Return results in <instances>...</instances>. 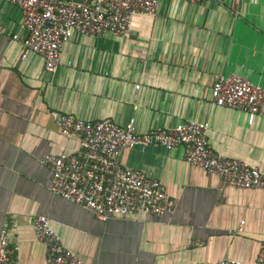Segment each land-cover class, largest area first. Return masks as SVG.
<instances>
[{
  "label": "crops",
  "instance_id": "obj_1",
  "mask_svg": "<svg viewBox=\"0 0 264 264\" xmlns=\"http://www.w3.org/2000/svg\"><path fill=\"white\" fill-rule=\"evenodd\" d=\"M0 20L15 35L23 13L3 0ZM23 53L12 36L0 37V236L8 230L14 264H47L32 225L37 216L49 218L85 264H253L264 243V191L192 166L184 147L125 151L122 165L162 182L175 207L107 222L54 195L43 159L81 148L59 129L60 113L122 127L135 120L139 135L208 122L214 152L264 168V118L251 125L248 114L212 100L219 74L264 88V0H160L158 13L134 18L123 37L76 34L54 74L42 56Z\"/></svg>",
  "mask_w": 264,
  "mask_h": 264
},
{
  "label": "built area",
  "instance_id": "obj_2",
  "mask_svg": "<svg viewBox=\"0 0 264 264\" xmlns=\"http://www.w3.org/2000/svg\"><path fill=\"white\" fill-rule=\"evenodd\" d=\"M8 1L20 8L23 22L20 33L12 35L0 20V37L10 35L20 42L24 48L23 59L31 54L42 56L46 71L51 74L59 69L64 46L76 34L89 39H99L106 34L123 37L132 28L134 18L155 16L160 7V0ZM181 1L200 3L203 0ZM212 100L217 107L248 114L251 125L257 117L264 118V88L241 76L216 75ZM54 117L65 136L81 140V148L74 154L48 155L43 159L53 174L49 188L54 195L92 211L100 221L158 217L172 212L175 207L162 182L122 165V154L136 147L163 146L172 150L182 146L185 160L192 166L218 176L225 184L264 191V168L214 152L209 143L208 122H188L139 135L135 120L122 127L110 119L85 122L60 113H55ZM32 225L37 240L46 247L47 264H85L65 248L49 218L37 216ZM13 253L9 232L5 229L0 236V264H14ZM202 264L245 262L224 260ZM253 264H264V243Z\"/></svg>",
  "mask_w": 264,
  "mask_h": 264
}]
</instances>
